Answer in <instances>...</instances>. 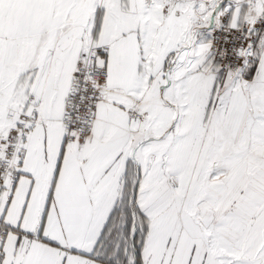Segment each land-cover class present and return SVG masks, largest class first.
<instances>
[{
  "label": "snow or ice",
  "instance_id": "6c2138e0",
  "mask_svg": "<svg viewBox=\"0 0 264 264\" xmlns=\"http://www.w3.org/2000/svg\"><path fill=\"white\" fill-rule=\"evenodd\" d=\"M0 264H264V0H0Z\"/></svg>",
  "mask_w": 264,
  "mask_h": 264
}]
</instances>
